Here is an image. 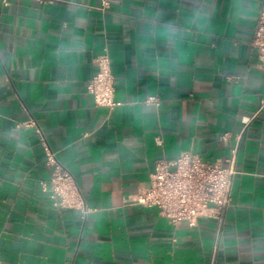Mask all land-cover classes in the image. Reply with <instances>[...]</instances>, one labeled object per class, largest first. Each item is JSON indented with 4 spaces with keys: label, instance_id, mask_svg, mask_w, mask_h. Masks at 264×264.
<instances>
[{
    "label": "crops",
    "instance_id": "crops-1",
    "mask_svg": "<svg viewBox=\"0 0 264 264\" xmlns=\"http://www.w3.org/2000/svg\"><path fill=\"white\" fill-rule=\"evenodd\" d=\"M262 1H0L2 264H210L214 220L174 226L130 200L161 158L224 163L233 149L216 264H264V72L251 47ZM105 53L111 110L87 93ZM30 120L75 177L86 218L43 190L41 138L16 126Z\"/></svg>",
    "mask_w": 264,
    "mask_h": 264
},
{
    "label": "built area",
    "instance_id": "built-area-1",
    "mask_svg": "<svg viewBox=\"0 0 264 264\" xmlns=\"http://www.w3.org/2000/svg\"><path fill=\"white\" fill-rule=\"evenodd\" d=\"M7 4V0H0ZM107 5V3H105ZM251 47L257 53L258 68L264 72V0L259 12ZM98 71L87 84V93L101 108L114 109L121 106L115 100V75L110 66L108 54L97 59ZM146 104L159 107L158 97H149ZM17 128H34L40 136L46 152V163L51 168L50 179L42 183L44 191L50 193L54 206L79 210L86 218L89 210L85 205L75 177L63 166L51 151L33 120L17 123ZM229 134L220 137L228 141ZM237 149L223 163L220 160L207 161L200 156L186 151L177 158L156 161L155 169L150 175V185L140 191L130 201L158 211L174 226L186 222L196 227L199 220L212 219L216 223L215 244L210 264H216L220 239L225 226L226 214L232 200V187L237 175ZM0 264L2 262L0 261Z\"/></svg>",
    "mask_w": 264,
    "mask_h": 264
}]
</instances>
